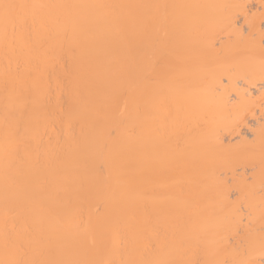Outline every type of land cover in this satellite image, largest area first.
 <instances>
[{"label": "bare ground", "instance_id": "obj_1", "mask_svg": "<svg viewBox=\"0 0 264 264\" xmlns=\"http://www.w3.org/2000/svg\"><path fill=\"white\" fill-rule=\"evenodd\" d=\"M0 264H264V0H0Z\"/></svg>", "mask_w": 264, "mask_h": 264}]
</instances>
